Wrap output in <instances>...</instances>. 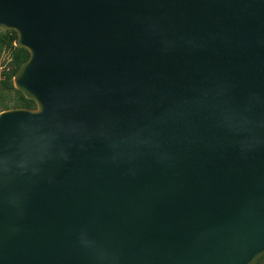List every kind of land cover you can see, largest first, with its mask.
Masks as SVG:
<instances>
[{"label": "water", "instance_id": "95a60500", "mask_svg": "<svg viewBox=\"0 0 264 264\" xmlns=\"http://www.w3.org/2000/svg\"><path fill=\"white\" fill-rule=\"evenodd\" d=\"M30 56L0 113V264L264 256V0H0Z\"/></svg>", "mask_w": 264, "mask_h": 264}, {"label": "trees", "instance_id": "16d2710c", "mask_svg": "<svg viewBox=\"0 0 264 264\" xmlns=\"http://www.w3.org/2000/svg\"><path fill=\"white\" fill-rule=\"evenodd\" d=\"M17 38V32L14 30H2L0 32V46L5 48L9 52L10 61L8 62L9 68L4 69L0 73V101H7L3 97V93H7L10 96H13L14 106L18 107H27L33 108L36 106L34 100H30L25 97V95L18 90L14 85V77L17 71L19 70L22 63L27 60L30 56V52L23 47H18L15 45V40ZM264 256L258 260L255 264H258Z\"/></svg>", "mask_w": 264, "mask_h": 264}, {"label": "rangeland", "instance_id": "374dc122", "mask_svg": "<svg viewBox=\"0 0 264 264\" xmlns=\"http://www.w3.org/2000/svg\"><path fill=\"white\" fill-rule=\"evenodd\" d=\"M10 61V55L9 52L5 50V48H2L0 46V73L1 71H3L6 68H9L8 62ZM3 97L6 100H10L9 103H6L7 101H0V113L8 110V109H12L15 108L14 106V99L13 96L8 95L7 93H3ZM258 264H264V258L258 263Z\"/></svg>", "mask_w": 264, "mask_h": 264}]
</instances>
